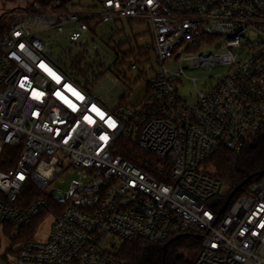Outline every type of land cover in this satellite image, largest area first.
I'll return each mask as SVG.
<instances>
[{
	"label": "built area",
	"instance_id": "2783aa9c",
	"mask_svg": "<svg viewBox=\"0 0 264 264\" xmlns=\"http://www.w3.org/2000/svg\"><path fill=\"white\" fill-rule=\"evenodd\" d=\"M56 5L0 14L10 17L0 32V248L5 227L53 219L45 240L35 231L5 248L12 264H125L122 243L172 234L200 237L193 264H264V182L220 213L224 185L202 170L220 148L239 153L264 129V0H98L87 12ZM137 19L149 24V62L159 69L110 104L93 95L104 65L87 35ZM57 35L68 47L54 56L48 39ZM203 45L214 52L196 53ZM215 67L218 79L193 103L179 96L184 70ZM120 137L143 149L146 169L117 155ZM67 175L65 191L53 188Z\"/></svg>",
	"mask_w": 264,
	"mask_h": 264
},
{
	"label": "rangeland",
	"instance_id": "374dc122",
	"mask_svg": "<svg viewBox=\"0 0 264 264\" xmlns=\"http://www.w3.org/2000/svg\"><path fill=\"white\" fill-rule=\"evenodd\" d=\"M28 2L29 0H0V14L2 11L10 14L15 10L20 11L27 7ZM97 3V0H70L65 3L64 9L69 12H87L97 5ZM87 36L91 38L89 48L97 50L104 65V74L101 75L98 82L92 84L93 95L103 99L110 98V104L113 103L112 97H121L122 91L126 88L130 90L143 88L146 82L151 80L159 69V67H151L150 64L146 63L149 60L147 56L143 57L138 54L139 49H146L152 43L149 24L146 20H121L115 24L111 23L104 27H96L94 33ZM48 42L54 56L58 55L60 49L68 47L64 35L52 36L48 39ZM129 52H133V54L127 58H123V54ZM213 52L214 49L212 47L205 45L196 50V53L199 54H210ZM133 63H136L138 66L136 70L130 68V65ZM163 67L177 72L180 66L178 63L166 61ZM160 68L162 67L160 66ZM221 71V67H215L210 73H202L197 69L184 70L183 75L175 78L179 96L187 101V103H193L196 98L197 89L203 90L212 85L218 79ZM134 98L128 100L127 103H132ZM72 177L68 175L63 176L54 182L53 188L65 191L68 186L67 182ZM52 221L51 217L44 219L36 227L34 238L41 241L45 240ZM18 233V230L13 231V235H17ZM109 240L118 243L116 239L111 237H109ZM8 243L4 237L1 239L0 264L13 263L12 254L5 253V248L8 246L16 248L17 244L11 245ZM4 254H6V257H4Z\"/></svg>",
	"mask_w": 264,
	"mask_h": 264
},
{
	"label": "trees",
	"instance_id": "16d2710c",
	"mask_svg": "<svg viewBox=\"0 0 264 264\" xmlns=\"http://www.w3.org/2000/svg\"><path fill=\"white\" fill-rule=\"evenodd\" d=\"M68 1L70 0H29L27 7L24 9L36 10L45 8L53 2H57V8L64 9V5ZM5 14L10 13L6 12ZM9 19V16L0 17V32L8 26ZM132 54L133 52L125 53L123 58H127ZM138 54L143 57L147 56L149 59L150 50L148 47L139 49ZM146 63L150 64L149 60ZM133 64L130 65V68ZM100 77L101 75L94 76L91 82L96 83ZM7 150L10 151L12 149L7 148ZM117 155L139 168L146 169L143 159L147 156L143 149L131 139L119 138ZM10 165L12 166L13 164ZM202 170L223 183L224 192L218 199L220 205L225 202L227 196L236 186L250 178L243 189L237 192L233 198L236 199L246 194L253 184L264 182V175H260V172L264 170V129L251 137L239 153L220 148L203 164ZM58 206L61 207L62 205ZM42 218L41 216L33 221L30 226L19 229L17 235H13V228L5 227L6 240L11 245H15L31 239L34 236L37 224ZM166 244V250L163 251L162 248ZM199 244V241L194 236L181 234L170 235L164 243H153L142 238H136L130 242L122 243L116 255L125 264H193L198 254ZM6 253L15 255L11 248Z\"/></svg>",
	"mask_w": 264,
	"mask_h": 264
},
{
	"label": "water",
	"instance_id": "95a60500",
	"mask_svg": "<svg viewBox=\"0 0 264 264\" xmlns=\"http://www.w3.org/2000/svg\"><path fill=\"white\" fill-rule=\"evenodd\" d=\"M196 42H197V41H195V43H196ZM118 132H119V131H118ZM260 175H264V170H262V171L260 172ZM249 179H250V178H247L244 182H242L241 184H239L238 186H236V187L232 190V192L227 196L225 202L223 203V206H222V208H221L220 213H223V212L226 210V208H227L228 205L230 204V202H231V200L233 199V197L235 196V194L243 189L244 185L246 184L247 181H249ZM196 239H200V237L197 236ZM166 247H167V244L163 246V248H162L163 251L166 250Z\"/></svg>",
	"mask_w": 264,
	"mask_h": 264
}]
</instances>
